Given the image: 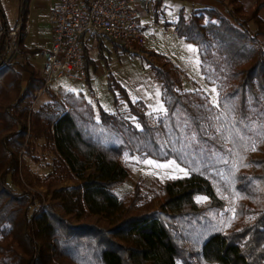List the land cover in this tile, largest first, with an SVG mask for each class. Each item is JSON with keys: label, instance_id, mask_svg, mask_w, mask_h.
Masks as SVG:
<instances>
[{"label": "trees", "instance_id": "1", "mask_svg": "<svg viewBox=\"0 0 264 264\" xmlns=\"http://www.w3.org/2000/svg\"><path fill=\"white\" fill-rule=\"evenodd\" d=\"M217 1L233 23L211 8L187 18L180 11L174 23L176 35L197 46L217 108L202 91L182 87L183 72L167 56L144 51L159 61L148 63L165 110L155 124L143 102L107 77L114 104L123 98L137 126L117 113L96 114L73 92L55 108L32 110L43 79L29 63L20 65L26 81L17 64H5L9 28L0 2V264H264V0L249 10L240 0ZM28 2L21 0L23 23ZM83 60L87 82L95 64L84 46ZM36 139L55 154L42 181L30 178L20 155ZM133 154L172 159L188 172L158 190L157 210L139 184L123 198L113 191L128 177L121 158Z\"/></svg>", "mask_w": 264, "mask_h": 264}, {"label": "rangeland", "instance_id": "2", "mask_svg": "<svg viewBox=\"0 0 264 264\" xmlns=\"http://www.w3.org/2000/svg\"><path fill=\"white\" fill-rule=\"evenodd\" d=\"M247 4H245L246 6ZM247 7V6H246ZM193 9H188L183 12V16L187 18ZM221 14V13H220ZM233 23V19L229 16L227 10L221 14ZM249 31L251 34L255 31V26L250 23ZM97 40L104 42L105 47L102 52V59L98 57V49L102 47V42L98 43L93 50V62H98L101 70H98L95 66V70L90 66L88 73L90 76V87L97 96L96 100L88 98L87 92L81 90L80 84L69 80L67 78H61L54 82L45 92L35 95L32 102V110L36 111L43 105H49L55 108L57 104L64 101L65 94L67 92H73L75 95L81 94L94 106V111L97 114L99 109H103L106 112H112L113 110V97L107 89V77L110 73L114 79L126 90L131 101L140 100L145 105V113L148 116L152 124L156 123V120L164 113V106L161 101V87L160 83L155 78L154 72L148 66V63L153 65H159L154 57L141 52L140 47L136 50L123 51L121 48H113L110 42L105 38L96 36ZM260 43L264 44V39L259 38ZM100 44V45H99ZM194 45H188L186 54H171L173 57L179 59L183 69L182 87L185 90H200L209 97L212 108H217V91L213 86L208 85L202 79L200 72V60L197 48ZM19 52V51H18ZM167 56L166 54H163ZM168 57V56H167ZM169 58V57H168ZM170 59V58H169ZM171 60V59H170ZM172 61V60H171ZM28 63L26 59H23L21 55L17 53L10 62L5 64H17L14 66V70L21 73L22 81L27 75L20 69L21 64ZM177 64V63H176ZM175 64V65H176ZM178 66V65H177ZM33 67V66H32ZM40 77L39 66L33 67ZM102 71H106L107 75H103ZM26 81V80H25ZM35 93V92H34ZM88 98V99H87ZM125 100L119 99V106L117 114L126 118L129 122L137 126L135 117L132 116L127 109ZM100 107V108H99ZM22 162L25 164L29 176L31 179H39L42 181L44 177L52 169V163L55 159L53 148L49 142L45 139H36L32 141L28 153H20ZM121 164L128 169V177L113 190L119 198L129 195L136 184L140 185L142 193L147 197V200L151 201L154 205V210L158 208L155 206L154 195L158 190L167 182L176 178L185 177L188 175L187 170L180 166L176 161L170 159L167 161H159L156 159L139 156L137 154L125 155L121 158ZM151 162V163H149ZM62 185H71L70 182H65ZM35 190L44 193L45 189L41 188L34 183ZM198 203L207 202V199L198 197ZM181 264V263H179Z\"/></svg>", "mask_w": 264, "mask_h": 264}, {"label": "built area", "instance_id": "3", "mask_svg": "<svg viewBox=\"0 0 264 264\" xmlns=\"http://www.w3.org/2000/svg\"><path fill=\"white\" fill-rule=\"evenodd\" d=\"M48 21L52 28L50 48L44 54H33L34 58L42 57L43 86L34 93L38 96L61 78L85 86L82 43L86 37L100 36L129 50L138 49L143 40L133 0H52ZM26 30L20 18L8 30L5 62L19 54L21 35Z\"/></svg>", "mask_w": 264, "mask_h": 264}, {"label": "crops", "instance_id": "4", "mask_svg": "<svg viewBox=\"0 0 264 264\" xmlns=\"http://www.w3.org/2000/svg\"><path fill=\"white\" fill-rule=\"evenodd\" d=\"M0 2L10 30L19 21L21 0H0ZM240 2L246 10H249L253 7L256 0H240ZM51 4L52 0H29L27 4L26 20L24 22L27 30L23 32L19 45V51L20 48L24 50V52H20L19 54H24L21 56L23 59H26L31 66H39L38 69H40V73L42 67V57L34 58L33 54H44L50 48L52 28L48 21V13ZM245 4H247V7ZM223 5L224 4L218 2L217 0H133V7L138 14L139 22L143 28V40L140 46L141 52L147 51L158 54H166L174 64L177 63L176 65H178L179 68L180 66L182 67L183 65L179 59L173 57L171 54H186L187 52L182 50L186 49L188 45L194 44L186 42L176 35L174 23L178 17V13L180 11L183 13L188 9L194 10L211 8L223 14L225 11V7ZM258 16L264 22V8L259 11ZM101 42V40L99 41L96 39V36H89L84 39L83 46L87 48L91 60H93L92 54H94L92 49H94L95 46ZM101 45L103 52L105 47L104 42H102ZM195 47L197 48V46ZM195 51L198 52V48ZM94 64L97 67V72L98 70H101L98 62H95ZM181 70L183 71V69ZM102 73L103 75H107L106 71H102ZM23 79L25 81L27 78L24 77ZM90 86V76L88 73V81L85 83V86L81 88V90L87 92L89 99L96 100L97 96L94 95ZM127 96L129 98L128 94ZM89 99L88 102H90ZM118 106L119 104L115 105L113 102V110L108 113H117ZM92 107L94 110L93 105Z\"/></svg>", "mask_w": 264, "mask_h": 264}, {"label": "snow or ice", "instance_id": "5", "mask_svg": "<svg viewBox=\"0 0 264 264\" xmlns=\"http://www.w3.org/2000/svg\"><path fill=\"white\" fill-rule=\"evenodd\" d=\"M256 150V148H255V145L253 146V151H255ZM149 163H151V162H149Z\"/></svg>", "mask_w": 264, "mask_h": 264}]
</instances>
